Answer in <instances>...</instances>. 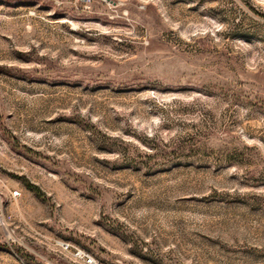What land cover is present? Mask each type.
<instances>
[{
	"label": "rangeland",
	"instance_id": "obj_1",
	"mask_svg": "<svg viewBox=\"0 0 264 264\" xmlns=\"http://www.w3.org/2000/svg\"><path fill=\"white\" fill-rule=\"evenodd\" d=\"M78 249L264 264V0H0V264Z\"/></svg>",
	"mask_w": 264,
	"mask_h": 264
},
{
	"label": "built area",
	"instance_id": "obj_2",
	"mask_svg": "<svg viewBox=\"0 0 264 264\" xmlns=\"http://www.w3.org/2000/svg\"><path fill=\"white\" fill-rule=\"evenodd\" d=\"M15 194H19V191L16 190ZM66 248H69V245L66 244ZM78 257L83 261L84 264H106L99 260L94 254L90 251H86L83 249H78L77 251Z\"/></svg>",
	"mask_w": 264,
	"mask_h": 264
}]
</instances>
